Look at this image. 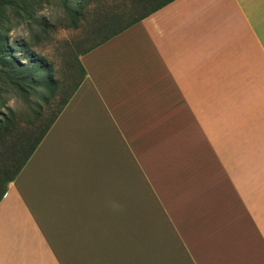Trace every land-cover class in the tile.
<instances>
[{"label":"crops","instance_id":"1","mask_svg":"<svg viewBox=\"0 0 264 264\" xmlns=\"http://www.w3.org/2000/svg\"><path fill=\"white\" fill-rule=\"evenodd\" d=\"M81 62L84 79L0 200V264H264L248 219L259 200L219 160L212 127L218 104L264 120V0H172ZM154 134L179 137L194 167L186 176L170 159L157 183L208 196L201 222L242 238L193 239L163 209L138 207L150 197L130 137Z\"/></svg>","mask_w":264,"mask_h":264},{"label":"rangeland","instance_id":"2","mask_svg":"<svg viewBox=\"0 0 264 264\" xmlns=\"http://www.w3.org/2000/svg\"><path fill=\"white\" fill-rule=\"evenodd\" d=\"M78 1L0 0V115H12V126L20 139L40 127L42 120L72 90L74 82L80 79L81 54L104 35L105 30L100 27L104 20L117 17L120 18L119 24H125L133 17L148 12L161 0H85L88 4L85 16L77 25H72L68 15L69 5ZM54 9H63L62 19L57 16L56 20L50 15ZM61 27H71L76 30V34L71 40H60L57 33ZM25 32L27 37L22 35ZM39 61H43L44 68L48 70H38ZM30 73L38 79H55L56 95L48 99V104L41 100V96L48 91L45 88L36 86L26 93L22 90L26 75ZM212 127H217L219 133V160L224 162L230 175L241 181L245 195L249 193L251 202L256 204L259 200L257 208L251 209L256 215L250 213L248 219L256 229L255 235L264 239V120L258 119L256 107L244 110L240 103L218 104ZM229 132L235 134L229 135ZM178 139L177 136L162 134L130 137L131 144L137 148L138 158L145 164L147 176L146 180L139 177L137 191L139 194L144 193V197H150V200L139 199L138 207L144 208L150 203L149 207L154 210L163 209L170 214L171 227L189 230L193 239L242 238L241 232L217 230L223 226H214L210 230L207 228L208 220L201 222L202 216L208 215V196L189 191L181 195L177 190L168 191L157 183L158 178L153 175V169H161L170 159L177 160L180 166L176 169L183 171L186 176L194 168L193 161L186 160L185 153L179 152ZM184 140L187 142L191 137H182V143ZM3 164H13L11 154H6L5 150L0 153V166ZM9 169L12 170V166ZM218 172L222 177V170L218 169ZM190 184L187 190L196 185V193L203 187L201 180L197 184L191 181ZM179 221L182 222L180 226ZM246 238L256 237L254 233H249Z\"/></svg>","mask_w":264,"mask_h":264},{"label":"trees","instance_id":"3","mask_svg":"<svg viewBox=\"0 0 264 264\" xmlns=\"http://www.w3.org/2000/svg\"><path fill=\"white\" fill-rule=\"evenodd\" d=\"M172 0H161L156 6H154L148 12H145L142 15L137 17H133L128 20L125 24H119L120 18L113 17L110 20H104L101 23L100 27L105 30L104 35L98 39L96 42L92 44L87 50H85L81 55L91 51L96 48L100 44L106 42L111 39L116 34L121 31L127 29L134 23L140 21L142 18L155 11L156 9L164 6L168 2ZM87 2L85 0H79L78 2H74L72 5H69V21L72 25H77L78 22L85 16V12L87 10ZM80 66L82 68V76L78 81L74 82L73 88L70 92L64 95L62 99L59 100L58 104L50 111V113L42 120L40 127H36L34 131L29 133L25 138L20 139L14 132L13 124L14 120L11 114L0 115V153L5 150L6 154H11V159L13 160L12 170H10V166L8 164H3L0 166V200L7 190V185L10 181L14 180L18 172L21 170L25 162L31 156L37 145L41 142L44 135L47 133L53 122L55 121L58 114L64 108L69 98L78 88L80 83L85 77L86 70L80 62ZM38 70H48V68H44L43 61H39V65L37 67ZM36 86H41L48 90L46 94L41 96V100L48 104V99L54 97L56 95V87L57 83L55 79L51 77L48 81L46 79H38L33 74L26 75V81L22 86V90L28 92L30 89L35 88ZM40 113V111H38ZM39 117V116H38ZM39 119V118H38ZM41 119V118H40ZM39 119V120H40ZM37 120V119H36Z\"/></svg>","mask_w":264,"mask_h":264},{"label":"clouds","instance_id":"4","mask_svg":"<svg viewBox=\"0 0 264 264\" xmlns=\"http://www.w3.org/2000/svg\"><path fill=\"white\" fill-rule=\"evenodd\" d=\"M44 15H49L48 13H44ZM54 19L57 20V16L60 17V19L64 16L63 9H54L53 12L50 14ZM16 33L14 32L13 35ZM76 34V30L71 27H61L59 32L57 33V38L60 40H71L72 36ZM25 37H27V33H22Z\"/></svg>","mask_w":264,"mask_h":264}]
</instances>
